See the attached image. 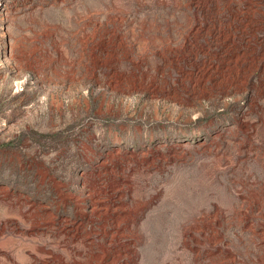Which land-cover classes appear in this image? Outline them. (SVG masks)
Returning <instances> with one entry per match:
<instances>
[{"label":"rangeland","instance_id":"374dc122","mask_svg":"<svg viewBox=\"0 0 264 264\" xmlns=\"http://www.w3.org/2000/svg\"><path fill=\"white\" fill-rule=\"evenodd\" d=\"M0 264H264V0H0Z\"/></svg>","mask_w":264,"mask_h":264}]
</instances>
